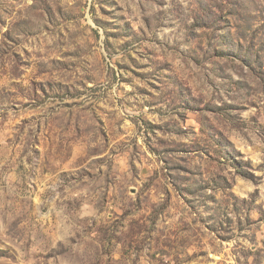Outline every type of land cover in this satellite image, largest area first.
Here are the masks:
<instances>
[{
	"label": "rangeland",
	"instance_id": "1",
	"mask_svg": "<svg viewBox=\"0 0 264 264\" xmlns=\"http://www.w3.org/2000/svg\"><path fill=\"white\" fill-rule=\"evenodd\" d=\"M0 264H264V0H0Z\"/></svg>",
	"mask_w": 264,
	"mask_h": 264
}]
</instances>
